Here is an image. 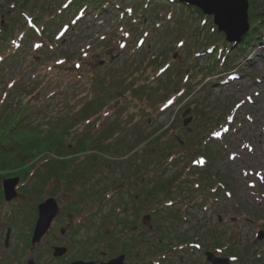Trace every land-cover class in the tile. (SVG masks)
<instances>
[{
  "label": "rangeland",
  "instance_id": "obj_1",
  "mask_svg": "<svg viewBox=\"0 0 264 264\" xmlns=\"http://www.w3.org/2000/svg\"><path fill=\"white\" fill-rule=\"evenodd\" d=\"M248 1L259 10L263 32L226 53L211 18L202 24L165 0H101L105 11L85 3L83 13L63 12L48 0H0V45L12 31L0 53L4 116L28 104L31 126L47 124L62 134L58 124L71 128L53 158L78 173L62 171L40 185L17 175L27 158L20 154L19 167L12 163L17 168L0 178V196L3 181L20 182L13 202L0 199V264H101L124 250L126 264H210L207 254L229 264H264V240H256L264 233V0ZM23 4L29 10L18 11ZM10 41L20 49L12 51ZM58 60L64 63L56 66ZM25 91L32 95L21 100ZM88 105V124L61 118ZM187 109L191 123L183 128ZM229 115L228 136L209 140ZM81 137L92 141L90 156L74 158ZM96 142H104L102 154ZM202 150L207 179L191 167ZM97 154L107 159L99 158L95 169ZM42 164L33 162V171L46 174ZM49 198L59 215L41 245L24 250L37 207ZM159 226L167 230L159 233ZM136 235L132 249L120 250ZM54 247L66 255L53 259Z\"/></svg>",
  "mask_w": 264,
  "mask_h": 264
},
{
  "label": "trees",
  "instance_id": "obj_2",
  "mask_svg": "<svg viewBox=\"0 0 264 264\" xmlns=\"http://www.w3.org/2000/svg\"><path fill=\"white\" fill-rule=\"evenodd\" d=\"M54 1H58V0H54ZM165 2L170 3L169 0H165ZM54 6L57 5V2H53ZM85 3H92L95 7H100L99 6V0H79L78 3H74V7L76 6H83V4ZM172 3L177 4V2L175 0L172 1ZM182 6V5H181ZM29 5L23 4L22 6H18L17 10H21V9H28ZM183 8H185L184 6H182ZM187 9V8H186ZM192 13L196 14L197 16H199L200 18H203V16L201 15V13L196 10V9H190L188 8ZM257 11V10H254ZM18 15V12H17ZM50 19V18H48ZM52 20V19H50ZM256 21V20H255ZM41 27V26H40ZM39 27V28H40ZM30 29V28H28ZM36 29H38L36 27ZM35 29V31H37ZM12 34L11 30H7L6 34L3 37V41L5 43H2L0 45V53L1 51H5L7 49V39L9 38V36ZM22 36H24V33H22L20 36H18L19 38H21ZM256 32H250L246 38L244 40L241 41L240 45H238V47H241L245 44H248L249 41L256 37ZM0 37H1V29H0ZM11 44V49L12 51H15V44L13 41H10ZM6 52V51H5ZM10 60V58L8 59ZM66 61V60H65ZM0 62L2 63V59H0ZM28 95H32L31 92L25 91L24 93H22V98L21 100H26L28 99ZM38 97L34 98L33 101H36ZM8 97L6 98L7 101ZM33 99V98H32ZM28 102H30V100H28ZM89 105L84 107V109L81 111H78L74 116H71L69 114H64L61 113V118H71V117H75L74 120V124L79 123L83 120H85V122L88 124L89 121H86L88 113H89ZM5 105L0 103V129H3V134L2 136H0V139H2L3 141H5L4 143H0V149L5 150L6 153H4L3 155L2 152L0 151V172L3 173V175H0V178H3L5 176H7L8 174H14L15 168L19 167V155L21 154L23 156L22 159H26V163H25V167L23 168H19L18 170L21 169H25L24 171L22 170L21 173H17L18 176H23V180L26 179H30L31 177H35L34 179H37V182L39 184V182H43L40 185H43L45 183V179L47 178H55V179H60L61 178V174L60 172L62 171H66V173L71 174L70 176L74 177L77 176L78 173H76L74 175V170L70 171V170H65L62 169L61 164H65L64 162L67 161H57L53 158V156H55L56 151L59 149L58 146L61 145V143H58V140L62 139L64 137V135L66 133H70L71 128H66L65 125L62 124H58L57 127L61 128L62 130H64L65 134H62L59 130L52 131L48 125L46 124H38V126H31L28 118H27V114H30L31 108L29 107L28 104H24L19 106L18 108L14 109L13 111H9V115L8 116H4V111H5ZM2 120H4L2 122ZM25 122L27 124H25ZM22 132H32L35 133L34 135L31 136H24L21 139H16L17 135L19 133ZM55 133V134H53ZM82 141H79L78 138H76V140L78 141V143L80 144V146H78L75 151H73L74 158L76 156H82V157H88L90 156L89 152V148L92 147V141L88 140V139H83L81 137ZM154 139H156V137H154L153 139L150 140L149 143L153 142ZM96 146H98L96 149H102L103 150V144L104 142H96L95 143ZM105 146V145H104ZM14 152L11 153L9 152V150L11 148H14ZM106 147V146H105ZM69 149V147L67 148ZM19 150V152H18ZM99 150V154H102V152ZM47 154V155H44ZM58 154H60V152H58ZM99 154L94 155V157H92L93 160H95V162H93V166L96 169V162L97 160L100 158L101 160H105L107 158L105 157H101ZM43 155L45 156L43 158ZM206 157H208V155L206 154ZM16 162L17 163V167H15L12 163ZM33 162H43L42 166L43 168H45L44 170L47 171V173L43 174L42 171H33ZM57 162V163H55ZM69 162V161H68ZM92 172L93 169H92ZM207 172H202L200 174V177L202 179H207L206 178ZM30 176V177H29ZM31 180V179H30ZM1 194V192H0ZM150 195V194H149ZM151 197V196H149ZM1 199V196H0ZM2 200V199H1ZM155 213H152V215H154ZM158 215V214H157ZM154 215V216H157ZM159 216V215H158ZM157 216V217H158ZM155 217L156 222L160 221V217ZM33 221L35 220V216H33ZM33 224V222H32ZM31 225V224H30ZM31 227V226H30ZM167 230V228H163L160 227L158 232H162V230ZM131 234H135L134 231H132ZM30 236H31V229L29 231L28 236L26 237V241H25V247L24 250L29 249L30 245H29V240H30ZM136 237V238H135ZM134 237V239L131 240L130 245L128 246H122L120 250H123L128 248V249H132L134 243H137V235ZM157 249L161 250V246L157 243L156 244ZM152 249V248H151ZM124 253H127V251H123L122 254L119 255H123ZM125 255V254H124Z\"/></svg>",
  "mask_w": 264,
  "mask_h": 264
},
{
  "label": "water",
  "instance_id": "obj_3",
  "mask_svg": "<svg viewBox=\"0 0 264 264\" xmlns=\"http://www.w3.org/2000/svg\"><path fill=\"white\" fill-rule=\"evenodd\" d=\"M180 2L196 7L208 17H213L215 26L218 28L219 33L225 35L226 41L229 43L238 42L249 30L248 25V2L247 0H179ZM189 114L186 111L182 117L184 118ZM190 120L184 122V126L189 123ZM19 183V179L6 180L2 182L3 197L6 203L16 199L17 194L15 188ZM38 219L35 224L31 247L39 244L41 239L48 232L51 223L58 215V208L53 199L46 200L43 204H40L37 208ZM61 235H64V230L60 231ZM9 231L6 235L5 244L8 241ZM264 234L260 233L257 236V240H262ZM66 254L65 249H54L52 255L53 258H61ZM207 261L210 264H228L227 260L213 259L211 255L207 254ZM27 264H34L33 261H28ZM71 264H94L85 262H74ZM101 264H124V256L112 259L107 263Z\"/></svg>",
  "mask_w": 264,
  "mask_h": 264
},
{
  "label": "snow or ice",
  "instance_id": "obj_4",
  "mask_svg": "<svg viewBox=\"0 0 264 264\" xmlns=\"http://www.w3.org/2000/svg\"><path fill=\"white\" fill-rule=\"evenodd\" d=\"M60 36H64V32H63V31L60 33ZM36 47L39 48L40 45H36ZM57 63L63 64L64 62L58 60ZM76 67H80V65L77 64ZM10 86H11V85H10ZM248 120H251V117H248ZM2 134H3V129H0V136H2ZM34 134H35V133H32V132H22V133H19V134L17 135L16 139H21V138L24 137V136H31V135H34ZM4 142H5V141H3L2 139H0V143H4ZM203 162H204V161L202 160L201 163H203ZM0 175H3V173L0 172ZM197 187H199V186L197 185ZM229 195H230V194H229ZM195 247H196V248H199L200 245L197 244ZM233 259H236V258L233 257Z\"/></svg>",
  "mask_w": 264,
  "mask_h": 264
}]
</instances>
